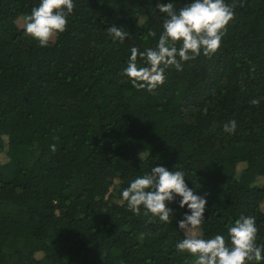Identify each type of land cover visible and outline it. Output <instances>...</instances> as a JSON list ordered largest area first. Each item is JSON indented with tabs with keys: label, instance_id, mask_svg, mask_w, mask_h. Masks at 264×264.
I'll list each match as a JSON object with an SVG mask.
<instances>
[{
	"label": "trees",
	"instance_id": "16d2710c",
	"mask_svg": "<svg viewBox=\"0 0 264 264\" xmlns=\"http://www.w3.org/2000/svg\"><path fill=\"white\" fill-rule=\"evenodd\" d=\"M39 2L0 0V264H194L175 249L190 214L179 197L171 223L121 202L155 166L183 171L206 198L203 238L227 240L254 216L264 245V0H236L219 50L167 68L151 93L121 75L130 49L156 47L157 3L191 0H73L66 31L43 48L16 24ZM113 25L128 31L122 43Z\"/></svg>",
	"mask_w": 264,
	"mask_h": 264
},
{
	"label": "clouds",
	"instance_id": "9594fccd",
	"mask_svg": "<svg viewBox=\"0 0 264 264\" xmlns=\"http://www.w3.org/2000/svg\"><path fill=\"white\" fill-rule=\"evenodd\" d=\"M236 0L231 5L225 0H191V3L177 10L173 3H157L158 11L164 14L162 32L155 48L140 52L136 47L130 49L131 55L126 69L121 73L127 77L137 90L153 92L165 82V70L174 67L183 70L182 62L194 60L200 55L211 57L220 48L226 26L235 18ZM243 7V0H240ZM73 0H40L38 6L23 18V32L26 37L47 47L59 33L67 29V17L73 13ZM113 42H123L129 35L122 28L107 29ZM149 37H155L149 31ZM180 45L177 47V45ZM138 57L145 66H138ZM252 71L255 70L253 65ZM252 105H258L259 99H253ZM235 120L223 125L225 133L234 134ZM56 151V145L50 146ZM183 171H169L155 166L149 174L135 178L122 193V203L135 215L149 217V222L158 219L171 223L172 209L167 204L179 197V207L187 206L190 214H185L178 223L183 231V239L175 244L178 253H187L194 257V264H250L264 260V245L256 243L258 228L254 216H241L227 227V240L224 235L203 238L199 231L204 223V211L207 200L194 194L185 183Z\"/></svg>",
	"mask_w": 264,
	"mask_h": 264
},
{
	"label": "rangeland",
	"instance_id": "374dc122",
	"mask_svg": "<svg viewBox=\"0 0 264 264\" xmlns=\"http://www.w3.org/2000/svg\"><path fill=\"white\" fill-rule=\"evenodd\" d=\"M23 18L24 17H20V18H18L17 19V21H16V24L18 25V27L19 28H23ZM53 41V40H52ZM5 140H6V138H4ZM0 159L2 160V161H4L5 160V158L3 157V155H1L0 156ZM260 181H261V179H260ZM262 210L264 211V203L262 204Z\"/></svg>",
	"mask_w": 264,
	"mask_h": 264
}]
</instances>
